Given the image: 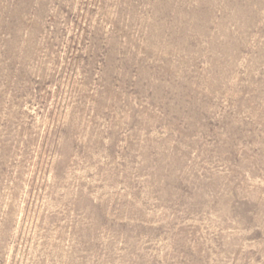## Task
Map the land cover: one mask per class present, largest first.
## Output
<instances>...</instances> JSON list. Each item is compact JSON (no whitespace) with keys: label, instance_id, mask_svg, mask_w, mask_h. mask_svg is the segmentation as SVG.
I'll list each match as a JSON object with an SVG mask.
<instances>
[{"label":"rangeland","instance_id":"374dc122","mask_svg":"<svg viewBox=\"0 0 264 264\" xmlns=\"http://www.w3.org/2000/svg\"><path fill=\"white\" fill-rule=\"evenodd\" d=\"M0 264H264V0H0Z\"/></svg>","mask_w":264,"mask_h":264}]
</instances>
